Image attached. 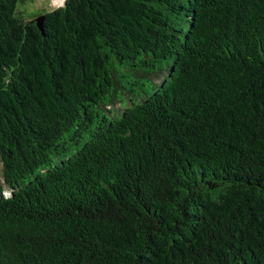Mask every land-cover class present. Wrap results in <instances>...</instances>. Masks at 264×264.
I'll return each instance as SVG.
<instances>
[{
    "label": "trees",
    "instance_id": "trees-1",
    "mask_svg": "<svg viewBox=\"0 0 264 264\" xmlns=\"http://www.w3.org/2000/svg\"><path fill=\"white\" fill-rule=\"evenodd\" d=\"M19 1L0 0V264H264V0H64L43 30Z\"/></svg>",
    "mask_w": 264,
    "mask_h": 264
},
{
    "label": "rangeland",
    "instance_id": "rangeland-1",
    "mask_svg": "<svg viewBox=\"0 0 264 264\" xmlns=\"http://www.w3.org/2000/svg\"><path fill=\"white\" fill-rule=\"evenodd\" d=\"M63 1L64 0H22L18 2V8H20V13L26 19H30L35 18L38 14L48 9L62 4ZM167 71V68H158L153 72L146 73V75L153 84H159L165 78ZM130 97H135V95L129 94L124 88L122 89L119 81H116L115 94L112 100L105 105V110L111 113L116 111L118 114H121L120 110L122 107L133 101ZM6 192L9 191L6 190Z\"/></svg>",
    "mask_w": 264,
    "mask_h": 264
},
{
    "label": "water",
    "instance_id": "water-1",
    "mask_svg": "<svg viewBox=\"0 0 264 264\" xmlns=\"http://www.w3.org/2000/svg\"><path fill=\"white\" fill-rule=\"evenodd\" d=\"M43 18H44V13H40L34 18L36 20L38 27H40L42 30H43Z\"/></svg>",
    "mask_w": 264,
    "mask_h": 264
}]
</instances>
